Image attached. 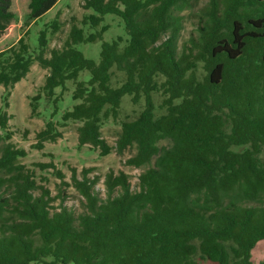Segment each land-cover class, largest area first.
<instances>
[{"label": "trees", "instance_id": "1", "mask_svg": "<svg viewBox=\"0 0 264 264\" xmlns=\"http://www.w3.org/2000/svg\"><path fill=\"white\" fill-rule=\"evenodd\" d=\"M57 2L29 0L25 30L0 50V264H253L264 239V10L256 9L264 0H209L197 36L181 46L179 13L190 0H83L92 12L72 20L60 47L48 46L56 15L32 49L30 27ZM10 7L0 0V35L16 19ZM107 14L121 19L127 38L103 41L95 62L76 45L102 40ZM34 63L47 74L31 115L42 97L55 104L68 82L76 101L46 121L34 147L60 137L58 126L79 123L78 146L100 155L134 147L125 164L143 168L137 189L110 170L101 198L98 176L72 168L70 182L56 173L81 196L82 211L63 204L62 190L52 206L49 190L17 162L26 151L11 142L6 110ZM125 95L142 107L120 120L113 147L101 128L118 118Z\"/></svg>", "mask_w": 264, "mask_h": 264}, {"label": "rangeland", "instance_id": "2", "mask_svg": "<svg viewBox=\"0 0 264 264\" xmlns=\"http://www.w3.org/2000/svg\"><path fill=\"white\" fill-rule=\"evenodd\" d=\"M28 2L29 0H11L10 9L15 13L16 19L11 21L0 35V50L14 44L25 30L24 21L29 11ZM82 3L83 0H58L36 25L30 27L29 38L32 49L37 47V31L42 29L44 24L52 20L56 15H58L60 21V27L55 33L49 34L48 46L49 48L60 47L70 29L72 20L78 24L84 14L92 12L84 9ZM208 7L209 0H190V6L179 13L183 16L182 29L178 39L179 46L186 43L190 37L197 36L200 15ZM256 9L262 12L264 5L259 2L256 5ZM103 22L109 24V28L104 32L102 40L76 45V48L86 58L95 62L99 61V52L103 41H111L117 36L127 38L120 18L107 14ZM92 31L93 29L85 28V32ZM46 74V69L34 63L27 75L14 85L8 97L9 106L6 110L10 115L8 122L9 130L12 132L11 142L16 147L23 148L26 151L25 156L20 157L17 162L24 166V169L30 173L38 186H43L49 190L50 196L54 198L51 202L53 207L58 206L61 200L58 196L62 190V195L65 196L63 204L76 214L83 209L82 198L72 186H66L61 183V179L57 176V171L63 174V179L66 182L71 180L72 168L76 169L79 177L82 170H87V174L90 177L98 176L99 181L95 188L101 198L106 196L104 178L105 174L110 170L114 171L115 174L119 171L125 172L129 177L131 187L137 189L138 175L143 168H135L125 164L126 159L135 153L134 147H130L120 154L113 149L109 154L100 155V150L90 147V145L78 146L77 127L79 123L68 122L64 126H58L60 137L54 142H44L41 149L34 147L36 133L45 127L46 121L50 118L54 121H59L62 112L76 103L71 98L73 85L68 82V90L63 93L55 104L47 102L42 97L38 107L39 113L34 116L31 115L30 100L38 93ZM81 78H88L87 71L82 73ZM55 91L56 94H59L61 88L58 87ZM3 94L4 88L0 85V106L2 105ZM122 100L118 118L116 120L109 119L101 128L102 137L113 147L120 131V120L126 116L135 115L142 107V104H133L128 95L123 96ZM159 100L160 96H155V101L159 102ZM54 110L55 114L51 115ZM49 163H52L53 166ZM39 192L40 190L37 189L34 194L37 195ZM263 256L264 239L259 241L251 251L253 264H259ZM29 264L41 263L30 262Z\"/></svg>", "mask_w": 264, "mask_h": 264}]
</instances>
